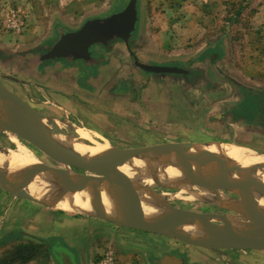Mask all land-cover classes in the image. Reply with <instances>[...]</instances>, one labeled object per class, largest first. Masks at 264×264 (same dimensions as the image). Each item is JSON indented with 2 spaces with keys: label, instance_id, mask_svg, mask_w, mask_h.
Here are the masks:
<instances>
[{
  "label": "crops",
  "instance_id": "obj_1",
  "mask_svg": "<svg viewBox=\"0 0 264 264\" xmlns=\"http://www.w3.org/2000/svg\"><path fill=\"white\" fill-rule=\"evenodd\" d=\"M94 4L88 3V0H0V17L3 18L7 6L15 5L29 17L33 25L42 24V20L46 19L50 25L59 23L68 26L76 17L83 19L84 9H96ZM231 5V0H138V22L127 40L114 38L107 44L98 43L100 47L96 45V57L89 50L90 55L87 58L76 57L69 60L70 56L54 60H67L64 62L66 71L69 72L65 75L66 81L75 76L77 79L85 76V80L82 81L85 84L76 85V88L81 90L92 88L93 94L99 92L101 66L108 64L96 59L99 58L98 54H104L103 52L110 50L111 46L123 42L129 58L134 59L139 69L151 75L147 77L149 80L145 81L147 83L145 89L140 87L135 91L134 80L122 75L120 82L114 84L108 92L112 97L124 96V103L119 107L129 108V112L124 114L125 120L129 122L134 118L150 120L147 123L149 131L146 135L163 137L159 143L149 145L227 143L252 149L264 155V28L259 30L261 27L257 26L255 29L253 24L261 16L262 6H256L251 17H248L247 22L252 24L248 30L242 33L238 31L230 33L228 27L220 31L214 30L212 26L215 22L228 25L230 17L234 23L239 19H245L236 9L237 17L236 14L228 16V7ZM78 10L82 13L81 16L76 12ZM88 19L90 18L85 17L76 29ZM36 30L37 27L32 28L33 35L27 37V41L34 37ZM67 31L70 30L65 32ZM44 38L48 39L50 36ZM241 42H244L243 47ZM43 45L44 43L34 44L25 50L39 55L38 58L41 60ZM137 45H140V48L136 47ZM3 46L0 45V60L6 59L7 51L14 52V49L9 50ZM52 59L46 58L45 61L49 64ZM75 59H80V63L72 61ZM137 62L173 66L180 70L152 72ZM139 84L142 86V82ZM116 104V99H111V105ZM176 121L184 123V127H179L182 129L180 133L171 130L175 127ZM195 139L201 140L193 141ZM3 205V196L0 195V251L14 244L12 240L16 238L13 234L18 232L20 239L15 240L19 247H16L17 251L19 249L18 254L31 240L41 244L47 252L48 264H63L62 256L69 257L74 264H88L91 256L96 254L98 236H95L93 231L95 228L90 230L79 224L82 230L78 232L80 228L68 220L61 222L57 220L53 224L48 209L42 205L34 211L30 206L22 204L11 214L4 211ZM83 230L89 231L81 236ZM117 232H120L119 235L122 234V238L117 244L119 249L115 245L116 251L132 250L135 244L127 240V237H130L129 233L119 230ZM111 238L116 241L115 237ZM44 241L49 242L51 253L46 250ZM21 245L23 247H20ZM147 248L151 256L157 259L163 256L159 255L155 244H148ZM115 249L109 246V250H103L100 256L104 257L96 264H116ZM218 250H225V255L235 254V257H238L241 252L264 249ZM165 253L169 252L163 254ZM12 258H16V254L7 259L6 264H9ZM240 258L230 260L224 257L222 261L244 264L242 261L247 257L240 255ZM213 261L205 260L204 263L222 264L220 260ZM0 264H5V261L1 260ZM153 264H157L156 259Z\"/></svg>",
  "mask_w": 264,
  "mask_h": 264
},
{
  "label": "rangeland",
  "instance_id": "obj_2",
  "mask_svg": "<svg viewBox=\"0 0 264 264\" xmlns=\"http://www.w3.org/2000/svg\"><path fill=\"white\" fill-rule=\"evenodd\" d=\"M242 1L244 2V6L239 11L241 17L245 18L244 20L239 19L237 23H234L230 17L228 25H221L220 23L215 22L212 28L216 31H220L221 29L223 30L224 27H228L230 33H235L236 31L242 33L248 30V28H251L252 24L247 22L248 17H251L253 9L259 5L262 6L261 16H259L253 24L255 29L258 26L261 27L259 30H262L264 28V0ZM127 2L128 0H88V3L90 4L95 3L94 5L96 9H84L83 12L85 14L82 15L83 19L81 20L79 17H76V20L70 22V25L68 26L59 23L50 25L46 19L42 20V24L37 23L33 25L30 22L29 17H26V14L17 6H7L3 18L0 17V45H4L3 47H6V49L9 50L14 49V52L7 51L8 54L5 55L6 59L0 60V80L31 106L46 114L49 117L48 123L52 127L55 126L51 122L52 119L57 120L61 125L63 132L79 138L81 141L89 143L92 146L106 144V146H108L107 148H132L159 143L158 141L163 137L146 135V132L149 131L147 123L150 120H140L139 118H134L132 122L125 120L124 114L125 112H129V108H124L123 106H121L122 108L119 107L120 104L124 103V96L117 95L112 97L109 95L108 91H110L114 84L117 85L118 82H120V77H129L134 80L133 86H135V88L133 87V89L136 91V89H140V87H146V82L149 80L147 77H150L151 75L139 69L134 63V59L129 58L128 51L125 49L123 42L116 43V46H111L110 50L103 52L104 54H101L102 56L98 58L108 64L101 66L100 72L102 76L100 77L101 82L99 84V92L93 94H91L92 88H89L88 90L76 88V85L80 86L85 84L80 81L81 78L77 79L75 76L74 78H71L72 81L70 79L68 82L66 81L65 75L69 72L66 71L64 63L65 59L54 60L58 57L65 58L64 56H55L53 59L51 58L52 61H50L49 64L45 61L46 58L44 57L49 51V47L54 45L66 30L71 31L79 27L85 17L93 18L112 15L122 10ZM260 2L261 4H258ZM149 10L152 12L151 8ZM76 12L81 16L82 13H80L79 10ZM233 14H236V17L238 15L235 8L233 6L228 7L227 15L235 16ZM18 21H23L24 23L21 25ZM35 27H37V30L34 32V37L29 38L27 41L26 38L30 36L32 37L33 33L31 30ZM48 35L50 38H44ZM42 43H44L41 48L43 53L41 56L42 61L39 60V55H34L29 53V50H25L29 49L31 45ZM240 44L241 47L244 46V42H241ZM136 47L140 48V45H137ZM137 50L139 51L140 49ZM71 58L74 57H70V60ZM78 66L81 68L79 64ZM115 72L116 76L114 77ZM121 81L123 82V80ZM139 82H142V86ZM113 98L117 101L116 106L111 105V99ZM183 125V122L176 121L174 124L175 127L171 128V130L174 131V133H180L182 129L179 127H184ZM80 129H84L86 138L81 136L79 132ZM7 134L8 133L0 131V149H14L16 147L15 143ZM16 135L29 149H31L37 159H41L51 166L65 168L64 163L57 162L34 143L18 134ZM237 138L244 137L237 136ZM199 140L201 139H195L193 141ZM145 159L153 160L151 158ZM160 162L162 161H158V166L162 171L170 166L168 162H166V164ZM71 168L77 173H86V171L73 166H71ZM141 182L146 184V182L142 180ZM200 185L201 183L199 182L191 181L188 189L189 191L184 190L183 185L168 182H163L160 186L151 187L154 191L162 194L166 191L173 194L172 198L166 199L177 207L194 210L200 213L213 214L212 222L219 225L226 224V221L223 220L222 217H228L232 221V219L240 216L241 212L236 208L229 209L226 207H220L206 201L205 199L193 196L194 193L196 194L200 192ZM207 186L208 188H205L212 190L210 185ZM222 190L232 198L242 200L240 193L231 191V189L228 188H222ZM0 195L3 196L4 211L6 210L7 214L13 213L16 208H20L22 204L30 206L32 208L31 210L34 211L35 209H39L40 205H42L48 209L53 224H55L57 220L59 222L68 220L69 223L80 228L78 232H81L82 230V226L80 225H84L90 230L95 228L93 231L95 232V236H98V238L96 237L98 250L94 256H91L90 261L88 260L89 258L87 259L89 262L88 264H96L99 262L101 260L100 258L104 257L103 255L100 256V254L103 250H109V246H112L115 249L116 245V248H118L117 244L118 241L121 240L122 234L119 235L120 232H117V230L129 233L128 235H130V237H127V240H131L133 244L139 246L135 247V245H133L132 250L127 251L123 249L116 251L115 249L116 253L114 255V260L116 264H153L154 260L157 258L151 256L152 254L149 248H147L148 244H155L157 246V251H159V255H164V252L173 254L174 251L176 254L179 253L180 255H183L186 264H205V260H211L212 262H214L213 260L222 261L224 257L230 260H235L234 258L239 259L240 255L247 257V259L244 258V261H242L243 263L264 264V250L241 252L238 254V257H235V254L225 255V250L217 249V251L214 248H205L189 244L167 235H161L142 229L123 227L91 213L87 214L80 213L79 211L61 209L55 204L47 203L38 199V197L34 196L32 193L31 195L36 199L16 194L8 188L0 186ZM242 221L248 223L252 222V220L247 217H244ZM87 231L89 230H83L80 235L83 236ZM13 236L16 238L12 240L14 244L6 246L0 251V261L3 260L6 264L8 262L7 259L16 254V258H12V261L9 264H48L47 252L43 249L41 244L29 240V243L24 246L26 248L18 254L19 249L17 251L16 247L18 246L15 240L20 239V234L17 232L13 234ZM111 236L115 237L116 241L113 240ZM52 241H54V239H52ZM20 247L23 246L21 245ZM18 255H24L26 259H22L21 256L19 258ZM222 264L230 263L222 261Z\"/></svg>",
  "mask_w": 264,
  "mask_h": 264
},
{
  "label": "water",
  "instance_id": "obj_3",
  "mask_svg": "<svg viewBox=\"0 0 264 264\" xmlns=\"http://www.w3.org/2000/svg\"><path fill=\"white\" fill-rule=\"evenodd\" d=\"M137 3L138 0H128L119 12L105 17L90 18L80 28L63 33L61 38L49 47V51L44 57L87 58L90 55L89 50L96 43L107 44L114 38L127 40L138 22ZM137 63L152 72L180 70L173 66ZM1 98L5 99L10 106L18 109L24 115V119L0 118V129L15 132L37 145L57 162L64 163L67 167L73 166L84 170L86 173L75 172L70 180L65 181L59 176L63 167L51 166L38 159L15 174H0V186L6 187L16 194L36 199L27 190L17 191L12 188L40 170L51 177L50 185L58 187L63 194L88 189L92 197L103 198V192H106L116 203L112 214L108 213L103 206L89 212L79 211L80 213H91L121 226L167 235L206 248L264 249V211L261 217L256 215L257 211L260 210L256 207V203L248 205L249 214L245 216L250 218L252 222H244L241 226H234L228 217H222L226 224L219 225L212 222L215 230L209 232L202 218L210 217L212 220L213 214L200 213L173 205L162 193L154 191L151 186L143 184L137 177L128 174L122 168L125 161L137 157L152 159L156 155L173 152L179 158L193 151L201 150L204 146H210L211 143H163L132 148L113 147L94 154H75L59 141L56 136L57 132L48 123L49 117L46 114L31 106L0 80ZM166 162L171 166L173 165L169 160L165 161L164 164ZM229 162L230 160L224 162V177L219 184L198 172L193 175L191 181L199 182L207 188V185H210L212 190L228 188L247 192L250 188H254V190L264 194V182L253 176L246 180L237 179ZM103 184L105 187L101 188ZM240 194L242 193L240 192ZM146 195L148 200L144 199ZM146 205L155 212L165 214L172 224L168 225L152 218L145 211ZM185 226H191L192 229H186ZM61 259L63 264H74L69 257L63 256ZM156 262L159 264H182L184 260L175 254L165 253L161 258L156 259Z\"/></svg>",
  "mask_w": 264,
  "mask_h": 264
},
{
  "label": "bare ground",
  "instance_id": "obj_4",
  "mask_svg": "<svg viewBox=\"0 0 264 264\" xmlns=\"http://www.w3.org/2000/svg\"><path fill=\"white\" fill-rule=\"evenodd\" d=\"M4 106H3V104ZM0 118L10 120H22L24 115L16 108L7 104L5 99H0ZM55 126L54 130L57 132L56 136L64 144V146L75 154H94L99 151L107 149L106 144H99L92 146L89 143L81 141L79 138L73 137L69 134H64L61 125L57 120L51 121ZM1 132L8 133L11 140L15 143V148L0 149V174L12 175L24 169L27 165L38 161L34 153L29 149L20 138L13 132L8 130H1ZM29 131V130H28ZM82 137L86 138L84 129L79 130ZM4 150V151H1ZM153 160H146L143 157H137L123 163V170L128 174L137 177L140 181L146 182L149 186H160L163 182L176 183L183 185L184 190L189 191L190 182L193 175L197 172L206 178L211 179L215 183H220L224 177V162L229 161L235 177L246 180L257 178L264 181V155L255 152L252 149L241 147L235 144H219L213 143L210 146H204L201 150L193 151L190 154L177 158L173 152L156 155ZM169 160L173 165L168 166L164 171L158 166V161ZM75 171L71 167L65 166L60 173V178L68 181L74 176ZM51 177L40 170L33 176L25 179L19 185H14L12 189L17 191H30L34 196L40 200L55 204L57 207L65 210L73 211H93L96 208L103 206L108 213L112 214L116 205L115 201L108 196V193L103 192V198H94L91 196L88 189L78 190L74 193L63 194L58 187H52ZM104 184L101 188H104ZM242 193V200L234 199L225 193L222 189L209 190L200 185V192L194 193L193 196L205 199L220 207L229 209H238L241 214L232 219L234 226H241L244 224L245 216L249 214V204L254 205L260 210L256 215L262 216L264 211V194L250 188L247 192L233 190ZM166 198H172L173 194L166 191L163 192ZM144 198L148 200L147 195ZM145 211L152 218L159 220L165 224H172L167 219V216L161 212H155L152 208L145 206ZM250 211L251 208H250ZM264 218V217H263ZM202 221L209 232L215 230L210 217L202 218ZM186 229L191 230V226H185Z\"/></svg>",
  "mask_w": 264,
  "mask_h": 264
},
{
  "label": "trees",
  "instance_id": "obj_5",
  "mask_svg": "<svg viewBox=\"0 0 264 264\" xmlns=\"http://www.w3.org/2000/svg\"><path fill=\"white\" fill-rule=\"evenodd\" d=\"M231 3H232L231 6H233L238 11L244 6V2L242 0H231ZM44 244L46 245V250L48 249L51 253L49 242L44 241ZM20 256L22 257V259H24V260L26 259V257L24 255H20ZM20 256H19V258H20Z\"/></svg>",
  "mask_w": 264,
  "mask_h": 264
},
{
  "label": "flooded vegetation",
  "instance_id": "obj_6",
  "mask_svg": "<svg viewBox=\"0 0 264 264\" xmlns=\"http://www.w3.org/2000/svg\"><path fill=\"white\" fill-rule=\"evenodd\" d=\"M96 45H98L99 47H100V45L98 44V43H96L90 50H91V54H93V55H95V57L97 56V54H96V52H95V48H96ZM102 48V47H101ZM99 56V58L102 56L101 54H98ZM69 60H70V58H68ZM96 59H98V58H96ZM80 59H75V60H72L73 62L74 61H77L78 63H80V61H79ZM65 62H67V60H65ZM95 66V65H94ZM94 71H96V70H94ZM86 78V77H85ZM83 80H85L84 79V77L82 76L81 77V79H80V81H83ZM173 254H175V255H177L178 257H182L183 258V260H184V262L182 263V264H186V260L184 259L185 257L183 256V255H180L179 253L178 254H176V252L174 251V253ZM63 257V256H62Z\"/></svg>",
  "mask_w": 264,
  "mask_h": 264
},
{
  "label": "built area",
  "instance_id": "obj_7",
  "mask_svg": "<svg viewBox=\"0 0 264 264\" xmlns=\"http://www.w3.org/2000/svg\"><path fill=\"white\" fill-rule=\"evenodd\" d=\"M18 23L22 25L24 22L23 21H18Z\"/></svg>",
  "mask_w": 264,
  "mask_h": 264
}]
</instances>
